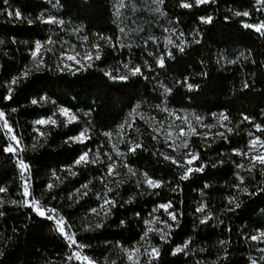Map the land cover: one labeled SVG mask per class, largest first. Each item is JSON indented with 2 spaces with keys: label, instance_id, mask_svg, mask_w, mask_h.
Returning <instances> with one entry per match:
<instances>
[{
  "label": "trees",
  "instance_id": "1",
  "mask_svg": "<svg viewBox=\"0 0 264 264\" xmlns=\"http://www.w3.org/2000/svg\"><path fill=\"white\" fill-rule=\"evenodd\" d=\"M158 1L165 24L177 32L181 44L171 49L160 67L141 47H118L110 0H57L55 7L43 0H0V112L4 113L0 188L5 189L0 193V264H84L82 253L103 258L117 246L137 243L145 233V220L161 204H171L176 220L162 214L167 222L165 238L150 235L158 255L143 264H247L252 252L250 230L264 226V164L237 171L230 162L217 161L218 153L227 151L230 143L191 137L195 164L203 171L193 170L181 180L177 168L160 156L163 145L152 138L145 121L133 120L122 129L121 139L127 142L123 162L160 186L126 181L113 187L106 212L89 222L88 210L97 204L91 190L101 170L83 165L73 175L64 169L83 149L105 145L108 135L113 138L134 107L149 114L161 97L167 106L197 116L224 113L264 121V34L243 25L264 22V5L258 8L254 0H211L199 5L195 0ZM43 12L60 21L67 28L64 33L73 30L97 45L90 64L60 71L47 54L44 66L27 69L36 42L44 45L69 35L42 21ZM209 16L211 23L201 21ZM129 57L141 71L120 80L114 68ZM152 77L168 91L161 94L150 82ZM33 99L38 102L32 104ZM52 105L73 111L78 121L57 119L36 129L33 121L49 116ZM84 126L92 137L84 143L70 141ZM259 134L264 141V129ZM9 145L13 153L6 151ZM21 160L29 166L26 171L19 167ZM25 182L28 197L23 195ZM82 187L88 192L78 195L76 190ZM31 197L56 212L46 215L59 217L41 218ZM200 208L203 211H197ZM61 218L66 234L72 231L76 243L57 230L55 220Z\"/></svg>",
  "mask_w": 264,
  "mask_h": 264
},
{
  "label": "rangeland",
  "instance_id": "2",
  "mask_svg": "<svg viewBox=\"0 0 264 264\" xmlns=\"http://www.w3.org/2000/svg\"><path fill=\"white\" fill-rule=\"evenodd\" d=\"M43 1L49 7H55L57 2V0ZM110 3L114 20L118 26V32L115 37L118 47L123 46L127 49L137 46L138 48L141 47L146 57L151 59L153 63L155 62L158 67L161 66L160 62H163L170 55L172 48L180 47V38L177 32L168 22H166L168 24H165L166 18L159 9L158 0H110ZM254 3L258 8H263L264 0H254ZM49 15V13L46 14L43 12L39 17L42 21L53 23L57 27L59 26L63 34L69 33V35L60 41L51 40L44 45L36 42L34 47L29 51V64L27 69L31 70L44 66V59L47 54L53 57V68L60 71L75 70L90 64L97 53V45L86 42L80 34H76L73 30H68L64 33L63 30H67V28H64L60 21ZM245 24L260 25L264 24V22L246 21L243 25ZM251 29L254 30V28ZM258 33L264 34V29ZM37 44L40 45L38 52L36 49ZM34 53L35 56L33 55ZM69 56H72L73 59L69 60ZM131 64L132 62L129 57L114 68V74L118 77L132 74V70L138 67ZM144 64L146 65V69L150 68L148 63L145 62ZM150 82L153 85L155 84V88L161 94L166 92L163 85L154 77L150 79ZM62 108L64 107L50 106V115L47 117H38L33 121L34 127L38 129L41 126L52 124H37L36 121L40 119L54 120L55 123L57 119H61L64 123L78 121V115L69 109V116L62 115L60 113V109ZM153 108L154 110L151 113L145 114L140 110V106L134 107L120 123L118 132L113 138L111 135L107 136L105 145L103 143H97L93 148L87 147L83 149L73 164L64 168L69 173H73L77 167L83 165L93 166L101 170V174L97 176L96 186L91 190V194H93L97 204L88 210L86 222H89V220H97L99 216L106 212L108 204H105V200L109 201V189L111 190L113 187L126 181L143 183L148 186L145 182V173L136 172L128 167L122 158L123 148L127 143L121 139L123 137L122 129H125V126H129L135 119L145 121L152 138L160 141L163 145V149L159 153L160 156L164 160L171 162L181 176L185 174L189 167L193 170L197 168L195 164L196 159L191 164L187 163L195 155L189 144L191 137L209 142L223 140L225 145L230 143L229 149L227 151L221 150L216 160L230 162L237 171H243L253 165H259V161L254 160V157L264 156V141L259 134L264 129V121L262 122V120L260 122L258 120L245 119L244 117L232 118L224 113L197 116L189 111L173 109L167 106L163 97L160 98L159 103L153 106ZM73 115L76 117L75 120L70 119ZM81 133L85 134L84 142L92 137L90 129L84 126L76 135L70 137V141L76 142L71 138L79 137ZM253 141H256V143L253 144ZM85 152L88 153V162L76 164L77 159ZM110 165L114 166L111 175H109ZM129 169H131V172ZM87 192V187L76 190L78 195H84ZM30 202L35 208L40 207L45 212L50 213L48 211L49 209L43 207V204L38 199L31 197ZM159 206L158 209L160 210L153 209L149 217L145 220V233L137 243L129 247L117 246L115 250L106 253L100 259L94 255L88 256L82 253L84 264H143V261H149L155 258L156 255H153V249L156 248L152 246L149 237L150 235L162 236V233L167 227V222L164 220L162 214L171 219L169 213H172L169 209L165 210ZM51 213L56 212L53 211ZM262 216L264 218V215ZM57 217L59 216L56 215L55 218ZM250 231L251 233L248 239L251 243L250 247L252 252H249L247 264H264V235H262L264 233V226L263 228L253 226ZM67 235L73 238L72 231H68ZM253 236H256L257 239L253 240L251 238ZM78 248L82 249L80 246Z\"/></svg>",
  "mask_w": 264,
  "mask_h": 264
},
{
  "label": "snow or ice",
  "instance_id": "3",
  "mask_svg": "<svg viewBox=\"0 0 264 264\" xmlns=\"http://www.w3.org/2000/svg\"><path fill=\"white\" fill-rule=\"evenodd\" d=\"M210 2H211V0H196V4H197V5H199V4H206V3H210ZM182 6L185 7V8L191 7L190 4H183ZM9 15H12V13H9ZM237 15H240V13H237ZM243 15H244V16H248V13H247V12H244ZM15 16H16L17 18H20L21 13H20L19 11H16ZM201 21H202L203 23H211V21H212V17H210V16L207 17V18L202 17V18H201ZM51 22H55V21H51ZM29 23H31V22H29ZM244 27H246V28H254L255 31H257V32H261V30L264 29V24H260V25L245 24ZM169 43H171V41H169ZM39 48H40V45L37 44V46H36L37 52L39 51ZM180 50L183 51L182 48H181ZM33 55L35 56V53H34ZM89 58H90V57H89ZM96 58L99 59V56H97ZM68 59H69V60H72L73 57H72V56H69ZM160 63H161V66H162V63H163V62L161 61ZM140 71H141L140 68H135L134 70H132V74H133V75H136V74L140 73ZM24 75L27 76V73H24ZM119 79H120V80H126L127 77H126V76H121V77H119ZM13 83H15V81H13ZM188 87H189V89H191V88H192V85L189 84ZM166 91H168V90H166ZM10 98H11L10 95H9L8 97H6V99H10ZM31 102H32V104H36L38 101H37L36 99H33ZM60 113H61L62 115H64V116H66V117L70 115V114H69V110H68L67 108H62V109H60ZM3 116H4V113H3V112H0V118H3ZM70 119H71V120H75L76 117L73 115V116L70 117ZM224 119H226V117H224ZM245 119H247V117H245ZM36 123H37V124H40V125H43V124H46V123H52V124H54L55 121H54V120H50V119H49V120L40 119V120H37ZM5 127H8L7 122H5ZM257 127H259V126H257ZM8 130H9V132H11V128H9ZM181 134H182V133H181ZM84 137H85V134H84V133H81L79 137L71 138V139H74L76 142H81V143H82V142H84ZM11 139H12V140H16V137H15V136H11ZM255 143H256V141H253V144H255ZM185 146H186V145H185ZM136 147H139V145H136L135 147H133L132 149H130V151H135V148H136ZM6 151H7V152H14V149H13V147L10 145V146L6 149ZM109 159H111V157H109ZM195 159H197V157H196L195 155H193V156H192V159H191V160H188L187 163H188V164H191L192 161L195 160ZM254 160H258L260 164H264V156L254 157ZM81 162H85V163L88 162V153H87V152H85L84 154H82V155L77 159V161H76L75 163H76V164H80ZM174 162H175V161H174ZM19 167H20V169L26 171V170L28 169L29 166H28L27 164H25V163L21 160V161L19 162ZM113 167H114L113 165H110V166H109V175H111L112 170H113ZM129 171L131 172V169H129ZM192 171H193V169H192L191 167H189V168L187 169V171L185 172V174L182 175V176L180 177V179H181V180H186V179H188V178H189V174H190ZM195 171L200 172V171H203V169H202V168H196ZM21 174L23 175V171H22ZM73 175H74V173H73ZM133 175H135V173H133ZM145 182L147 183V185H148L149 187H152V188H158V187L160 186V182H159V181H155V180H153V179H151V178H148L146 174H145ZM48 187L51 189V188H52V185L50 184V185H48ZM109 190H110V189H109ZM4 191H5L4 188H0V193H2V192H4ZM23 195H24V197H28V196H29V190H28L27 182H25V186H24V190H23ZM231 202H232V201H230V203H231ZM13 203H16V201H13ZM109 203H112V202H111V201H108V200H105V204H109ZM28 206H32V205H28ZM235 206H236V208H239V207H240V205H239L238 203H237ZM159 207H160V208H163V209H165V210H167V209H169V208L171 207V204H161ZM34 210L37 212V214H38L41 218H46V219H49V220H53V219H55V218H54L53 216H51V215H46V212H45V210H44L43 208L37 207V208H35ZM48 211H49V212H53L54 209H49ZM197 211H203V209L200 208V209H197ZM169 215H170V217H171V219H172L173 221L176 220V215H175L174 213H169ZM206 222H207L206 219H205V220H201V223H206ZM55 223H56V226H57V230L60 232L61 235H64L65 238L68 239V240L70 241V243H72V244L76 243V241H75L71 236H68V235L66 234V232H65V226H64V225H65V221H64L62 218H61V219H57V220H55ZM101 226H102V225H99V224L96 225V227H101ZM149 230H151V229H149ZM262 235H264V233H262ZM164 238H165V237L162 235V236H161V239H164ZM251 238H252L253 240L257 239L256 236H253V237H251ZM222 243H223V242H222ZM185 247H187V245H185ZM175 251H176V252H181L182 249H181V248H176ZM153 255H158V250H157V249H153ZM76 258L79 259V254H76Z\"/></svg>",
  "mask_w": 264,
  "mask_h": 264
}]
</instances>
